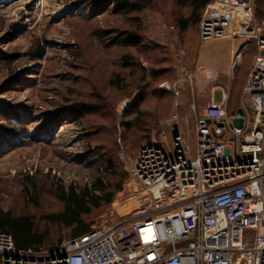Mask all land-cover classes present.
<instances>
[{
    "label": "rangeland",
    "instance_id": "1",
    "mask_svg": "<svg viewBox=\"0 0 264 264\" xmlns=\"http://www.w3.org/2000/svg\"><path fill=\"white\" fill-rule=\"evenodd\" d=\"M190 1L0 0V214L29 218L61 240L42 252L74 238L73 229L48 221L63 212L60 196L71 187L84 191L98 179L111 191L121 187L112 204L83 216L90 229L134 217L138 153L169 128L163 122L177 98L163 86L170 79L152 81L153 64L188 59L200 47L201 64L227 68L241 47L237 38L201 44L192 23L182 30ZM252 1L263 27L264 0ZM257 53L252 43L233 75ZM241 86L231 95L240 99ZM194 125L185 129L191 145Z\"/></svg>",
    "mask_w": 264,
    "mask_h": 264
},
{
    "label": "built area",
    "instance_id": "2",
    "mask_svg": "<svg viewBox=\"0 0 264 264\" xmlns=\"http://www.w3.org/2000/svg\"><path fill=\"white\" fill-rule=\"evenodd\" d=\"M230 38L242 41L232 69L251 42L258 51L241 129L225 96L195 116L194 145L174 115L138 153L133 218L94 226L46 253L20 250L0 231V264H264V25L252 0H215L204 11L200 43ZM187 78L192 85L194 76ZM163 86L178 95L176 84Z\"/></svg>",
    "mask_w": 264,
    "mask_h": 264
},
{
    "label": "trees",
    "instance_id": "3",
    "mask_svg": "<svg viewBox=\"0 0 264 264\" xmlns=\"http://www.w3.org/2000/svg\"><path fill=\"white\" fill-rule=\"evenodd\" d=\"M210 4L208 0L190 1L191 14L188 20L181 22L182 30H185L191 23L197 25L199 29V24L204 11ZM136 8L141 9L142 7ZM252 43L255 44V42H251L244 52L250 48ZM252 63L253 61L251 62L250 68H247V66L250 64V60L243 59V67L239 66L236 69L233 80L234 89L238 88V85L241 83L243 86L245 82L244 78L246 76L248 78ZM247 69L248 72H246ZM152 70V81L157 80L158 83H163L164 81L168 79L172 80L173 78V69L170 67V59H167L166 57H162L156 64H153ZM242 86L240 89L241 94ZM231 99L236 103L239 101V98H236L232 95ZM239 110L240 109H238V111ZM78 112H84L82 105L78 106ZM150 143L151 141L147 145ZM120 190L121 187L115 191H111L109 186L105 185L100 179H98L90 186V188H87L84 191H77L75 188L71 187L64 191L60 196L61 201L64 202L63 212L49 216L48 221L50 224L60 225L65 229H73V239L79 238L90 231V225L83 220V216L90 215L92 211L112 204L115 199V194ZM0 231L10 234L14 240L15 246L20 250L31 248L39 251L42 247H46L47 245H52L53 247V244L61 243V240L56 242L50 233H42L39 227L36 226L29 218H16L8 213L0 214Z\"/></svg>",
    "mask_w": 264,
    "mask_h": 264
},
{
    "label": "crops",
    "instance_id": "4",
    "mask_svg": "<svg viewBox=\"0 0 264 264\" xmlns=\"http://www.w3.org/2000/svg\"><path fill=\"white\" fill-rule=\"evenodd\" d=\"M199 49L197 51V55L190 56L188 59L170 60V67L173 69V78L170 82L171 84H176L178 95H176L177 98L171 110L170 118L163 123H170L172 117L177 115L183 125L184 131H186L185 129H187V127L189 129L190 122H195V116L202 115L211 103L219 105L223 100L222 96H225V105L228 108V112H230L232 116L237 115V111L241 108L243 101L242 94L238 103L231 99V91L233 89L234 80L232 58L236 51H232L227 68L221 67L219 69H215L210 65H203L200 63ZM188 68H192V73L194 74V81L191 85L192 99H190V97L186 98L185 95V92L188 89L186 85L185 72H188ZM244 80L245 82L242 86V93L247 81V76ZM163 126L165 127L166 125ZM192 139L191 135L187 133V142L192 143Z\"/></svg>",
    "mask_w": 264,
    "mask_h": 264
},
{
    "label": "water",
    "instance_id": "5",
    "mask_svg": "<svg viewBox=\"0 0 264 264\" xmlns=\"http://www.w3.org/2000/svg\"><path fill=\"white\" fill-rule=\"evenodd\" d=\"M243 112L241 110L237 113V118L232 121V125L235 129H241L243 126Z\"/></svg>",
    "mask_w": 264,
    "mask_h": 264
},
{
    "label": "bare ground",
    "instance_id": "6",
    "mask_svg": "<svg viewBox=\"0 0 264 264\" xmlns=\"http://www.w3.org/2000/svg\"><path fill=\"white\" fill-rule=\"evenodd\" d=\"M241 44H242V43H241ZM238 45H239V43H238ZM239 47H240V46H239ZM236 51H237V50H236ZM134 204H135V207L137 208V207H138V205H137L136 203H134ZM131 205H132V204H131ZM131 205H127V207H126V208H127V210H128V211H130V210H131V207H132ZM136 208H135V209H136Z\"/></svg>",
    "mask_w": 264,
    "mask_h": 264
}]
</instances>
